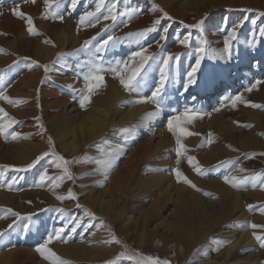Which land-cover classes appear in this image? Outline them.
<instances>
[{
	"label": "rangeland",
	"instance_id": "rangeland-1",
	"mask_svg": "<svg viewBox=\"0 0 264 264\" xmlns=\"http://www.w3.org/2000/svg\"><path fill=\"white\" fill-rule=\"evenodd\" d=\"M98 2L78 0L72 7V0H59V4H53L50 9L44 0H0V38L6 37L8 32L5 27L9 21L20 23L24 33L18 55L13 60L17 63L13 65L11 61L5 66L0 65V80L4 82L5 94L12 100L23 101L14 105L0 100V108L20 122L12 130L22 134L19 139H12L10 134L0 135V159L16 158L18 152L23 151L24 142L30 139L40 140L42 145L35 159L49 151L48 137L51 136L56 153L69 161L74 158L81 161L67 165L74 179L57 181L59 188H52L51 181L39 180L45 168L49 176L63 175L62 170L55 167L52 155L41 159L32 169L23 171H17V168H23L29 162L9 169L2 166L12 163H0V232H4L0 236V253L12 250L9 255L17 256L18 264H52L45 258L47 254L42 255L36 248L50 233L63 228L62 239L53 240L47 247L71 264H135V260L126 257L136 256L137 253L139 256L136 259L159 257L170 264H205L213 260L217 261L216 264H264V248L252 235L253 231L264 234V228L248 227L249 223L264 225V213L260 211L264 206V189L259 187L264 177L257 179L256 187H252L249 181L245 186L235 188L223 180L225 175L264 174V155H260L264 153V107L250 106L264 105V36L260 34L261 28H264V16L260 15L264 12V0H105L102 14H108V8L115 2L117 12L133 10L131 19L119 17L113 23L103 20L98 14L99 23L93 20L94 26L86 22L78 28L80 16L86 11H95ZM17 8L32 17L36 34H30L25 20L13 14L12 10ZM160 9L167 12L168 17H164ZM53 11L62 15L63 20L53 19ZM157 19L160 24L156 31L149 33L145 39L136 42L128 35L150 27ZM241 20L244 23L237 30L231 55L224 53L223 56L209 57L206 52L195 82L185 90L186 74L195 64V50L201 40L207 41V48L223 52L227 31ZM198 21H203L202 30L184 26ZM106 23L109 28L102 32ZM165 27L168 29L166 34ZM59 30H63L67 37L69 35V42L63 48L57 44ZM97 33L100 35L93 41L94 45L109 35L120 38L98 53L104 68L114 66L117 60H127L132 52L140 48L147 49L146 54L155 57V62L150 60L142 71V79L138 78L140 88L133 101L139 95H151L156 88L161 76V57L165 53L180 54V59L171 62L168 80L161 94L160 113L138 127L131 139L123 140L117 134L118 129L139 125L144 114L155 111V104L147 103L130 125L108 126L107 132L99 139L87 144L78 153L70 154L54 142L45 116L66 111V107L67 110L73 108L71 111L79 110V115L85 114L89 108L101 106V95L111 96L114 89L121 86L112 72L104 71L105 85L91 96L90 103L81 108L76 90L83 89L85 81L78 66L93 59V56L87 51L78 53L75 50ZM161 35H166V38L162 40ZM185 36L190 37L187 47L180 43ZM46 40L51 43H46ZM4 45L0 42V49L4 50L0 52V58L11 56ZM46 52H50V59L44 57ZM57 54H60L58 63ZM31 61L50 65L47 75L43 67ZM67 66L74 69L71 71ZM64 71L66 77L61 79ZM34 73L36 78L31 77L33 85L28 88L25 80ZM254 83L256 87L252 88ZM237 95L242 96L244 102L237 101L233 107L231 101ZM62 99L64 103H60ZM30 102L31 109H20ZM128 102L127 97H123L112 103L114 113H118L119 108ZM131 103L134 106L143 104ZM186 109H193L200 115L190 122L181 121L180 126L192 134L181 137L185 151L177 164L176 138L168 131L167 121L170 116H179ZM36 117L40 118L46 130L43 135L39 134ZM21 129L23 132H20ZM117 144H122L124 151L114 168L107 174L96 170L97 166L91 161L97 158L98 150ZM252 153L255 155H249ZM189 156L195 158L194 163L203 170L202 174L189 164ZM224 161L231 163H222ZM237 164L248 172H237ZM177 167L196 188L177 181L173 172ZM160 175H163L160 184L163 190L167 189L164 194L148 185L152 181L147 182V179L156 180ZM197 188L202 191H197ZM69 189L76 194L75 199L67 196ZM205 192L212 195H205ZM57 195L65 199L58 200ZM104 200H112L107 209H101L95 203ZM248 205H253V209L250 210ZM9 209L20 213L21 219L16 220ZM85 210L94 216H86ZM28 214H31L30 218ZM74 220H80V225L74 224ZM151 221L182 226L193 240L189 252L177 251L174 257H169L167 251L171 249L172 242L180 238L171 233L172 236L166 240L167 251L161 250V242L146 235L147 224ZM10 224L13 225L11 228L8 227ZM25 224L30 226L27 231ZM73 228L76 229L74 232ZM245 232L251 235L246 241L240 238ZM110 233L115 234L121 244L106 243L111 240ZM163 236L160 234L156 239L165 240ZM222 241L228 242L219 250H213ZM232 244L234 246L227 252ZM121 252L125 255L117 259Z\"/></svg>",
	"mask_w": 264,
	"mask_h": 264
},
{
	"label": "snow or ice",
	"instance_id": "snow-or-ice-1",
	"mask_svg": "<svg viewBox=\"0 0 264 264\" xmlns=\"http://www.w3.org/2000/svg\"><path fill=\"white\" fill-rule=\"evenodd\" d=\"M35 2V0H33ZM78 0H72V7H75ZM44 3L46 6H48L51 9V6L53 4L58 5L59 0H44ZM105 6V0H99V2L96 5L95 11H86L84 12L80 18L78 23V28L80 25L85 24L86 22L92 26L94 24L92 23L93 20L95 23L100 22V15H102L103 20L108 21L111 20L113 23H115L119 17L127 16L129 19H131L133 15V10L128 9L125 12H117L116 11V3L114 2L109 8H108V14L104 15L102 14V9ZM154 8H158L157 5H154ZM13 14L17 17L23 18L27 25V31L30 34H36V29L34 26V22L31 16H27L23 11L17 9H13ZM160 11L163 13L164 17H168V13L164 12L163 9H160ZM261 16H264V12L260 13ZM47 18V17H45ZM52 18L53 19H59L63 20V16L60 15L58 12L53 11L52 12ZM169 19H171L169 17ZM247 19V17H245ZM244 21L241 20L239 23H237L232 29L227 31V35L224 38V50L223 52L217 53L216 50L210 49L206 47L207 41L201 40L199 47L196 48V59L195 64L191 66V70L187 72L186 76V82L184 84L185 90H187L188 86L193 84L196 80V73L201 65V60L204 58L205 53L207 52L209 57H215L216 55L223 56L224 53H227L229 56L231 55V49H232V43L235 41L237 37V30L243 25ZM255 23V21H253ZM160 24V20H154L152 22V25L150 27H146L144 29L138 30L135 33H129L128 35L133 37L136 42H139L141 39H145L149 33H152L156 31L157 25ZM203 21H198L196 24L193 25H184L187 28H197L202 30ZM109 28V25L106 23L104 24L101 31H105ZM168 31L167 27L164 28V34H166ZM261 36H264V28H261L260 30ZM100 33H97L96 36L91 37L89 40L84 41V43L81 45V47L76 52H89L92 53L93 59H90L88 62H86L83 65H79L80 73L83 76V79L85 81V86L81 90H76V94L79 95V103L81 108H84L87 103H90L91 96L95 94L97 90H99L101 87L105 85L104 76L102 73L104 71H110L112 72L116 78L119 79L120 84L124 87V89L130 93H137L140 88V79H142V71L145 69V66L148 65L149 61L155 62V57L152 55H147V49L140 48L139 51L132 52L131 55L127 60H117L115 62L114 66H110L109 68H104L102 65V61L98 57V53H101L105 51V49L114 42L118 41L119 37H113L111 35L107 36L106 39H102L99 43L93 44V41H96L97 36H99ZM166 35H161V39H165ZM189 36H185L180 43L188 46L189 43ZM46 43H51L50 40H46ZM254 47L255 45H251ZM93 48L95 51L93 52ZM3 49H0V52H3ZM28 59V58H25ZM180 54H171V53H165L161 57V63L159 65L160 67V81L157 84L156 88L151 92V95H139L138 99L135 101H132L133 103H152L156 105V109L153 112L146 113L144 116L141 117V123L139 125L133 124L130 126H121L118 129V135L122 137L123 140L127 141L133 137L138 127L144 126V122L155 118L161 110V94L165 88L166 81L168 80V72L171 66V62L173 60L179 61ZM60 60V54H57V60L56 63H58ZM17 61H13V65H15ZM32 64L43 67L45 71V75L50 70V65H39L36 61H31ZM9 67H12V65H9ZM140 78V79H138ZM256 83H259L257 81ZM256 84H252V88H255ZM4 82L0 80V100L7 101L9 103H12L14 105L22 103L23 101L20 100H12L9 96H7L4 92ZM251 89H249L250 91ZM38 93V90H37ZM38 99V95H37ZM237 101L244 102L242 96L237 95L232 98V106L235 107ZM39 107V105H37ZM251 107H264V105H257V104H250ZM218 110V109H216ZM191 113V115H188V113ZM200 113L193 110V109H186L184 113H181L179 116H170L167 121V128L168 131L171 132L175 138H176V144L177 148L175 149L177 154V164H179V157L181 156L182 152L185 151V146L181 143V137L185 135H191L192 133H189L186 128L181 127V121L190 122L195 117L199 116ZM37 120V126L40 130L41 135L44 134L46 131L44 128V125L40 123V118L36 117ZM20 123L15 118L11 117L4 111L3 108H0V135H8L10 134L12 139H19L21 138L22 134L18 133L13 129L14 125H17ZM250 126V125H245ZM11 130V131H10ZM26 138V137H25ZM211 140H209V143ZM48 145H49V151L41 153L39 156H37L35 159H33L30 163L23 166V168H17V171H23L27 169H32L41 159H43L46 156L52 155L55 157V160L53 163L55 164V167L62 170L63 175L62 176H49L47 169L45 168L43 172H41L39 180L40 182L44 181H51L52 188H59L60 183H57V181H62L64 178H67L69 180L74 179L73 175L71 174L69 168L67 165L73 162H81L78 158H74L73 161L67 160L62 155L56 153L54 151V145L52 142L51 136L48 137ZM124 147L122 144H117L115 147H105L100 148L98 150V156L97 158H94L91 162L94 163L97 166L96 170L102 171L104 174H107L110 170L114 168L116 165L117 159L120 157V155L123 154ZM249 155H255L254 153ZM260 155H264V153H260ZM85 161L87 160V156L85 155ZM195 158L189 156L188 162L190 165L194 167V170L198 174H202L203 170L198 166L197 163H194ZM222 163H231V161H224ZM4 169H9L15 167L14 165H3ZM236 171L239 173H246L248 172L247 169L241 167L239 164L236 165ZM173 172L175 174V177L177 181H183L185 184H188L189 186L196 188V185L192 183L191 180H189L177 167L173 169ZM264 177V174L262 173H254L250 175H225L223 177V180L225 183L230 184L232 187L239 188L242 186H245L249 181H251L252 187L257 186V179ZM11 186L9 185V188ZM259 187L261 189H264V180L259 183ZM197 191H202L201 189H196ZM205 195H212L211 193L205 192ZM67 196L71 197L73 199L76 198V194L72 191V189H69L67 192ZM56 198L58 200L65 199L64 196L57 195ZM253 205H248V208L251 210L253 209ZM8 211L12 212L11 209ZM63 211V210H59ZM261 213H264V206L260 208ZM12 215L16 217V220L21 219V214L18 212H12ZM86 216H94V214L88 212L85 210ZM29 218L31 217V214H28ZM15 220L13 221V224H15ZM74 224L80 225V220H74ZM13 225L10 224L8 227L11 228ZM29 225L25 224L24 228L27 231L29 229ZM248 227L252 229H258V228H264V225H258L255 223H249ZM76 229L73 228L72 231L74 232ZM63 228H58L55 230L54 233H50L46 239H44L43 243L39 244L36 248L37 252H40L42 255L45 253L47 254L45 256L46 259H49L52 261V264H71L68 260H63L60 257H58L50 248L47 246L53 241V240H59L62 239L61 234L63 233ZM111 234V233H110ZM4 235V232H0V236ZM253 237L255 240L259 243L260 247L264 248V234H257L256 231L252 232ZM106 243H116L121 244V241L115 236V234H111V240L105 241ZM228 241H222L221 244L213 249V250H219V247H222L224 243H227ZM125 255L124 252H121L117 259L120 257H123ZM136 256H139L137 253ZM136 256L128 255L126 258L129 260H135V264H170L167 260H162L159 257H141L140 259H136Z\"/></svg>",
	"mask_w": 264,
	"mask_h": 264
},
{
	"label": "bare ground",
	"instance_id": "bare-ground-1",
	"mask_svg": "<svg viewBox=\"0 0 264 264\" xmlns=\"http://www.w3.org/2000/svg\"><path fill=\"white\" fill-rule=\"evenodd\" d=\"M185 10H186V8H185ZM174 11H176V10H174ZM177 12H178V10H177ZM6 25H7V22H6ZM5 28H6L8 33H7L6 37L0 38V42L3 45L5 44V42H7V44H5L4 46H6L10 50L9 55H11V56L6 57V58H0V65L1 66L2 65L5 66V64L13 61L16 58V56L18 55V52L20 50L19 43L22 42L23 34H24L22 31V25L20 23H15V21L14 22L9 21L7 27H5ZM68 37H69V35H68ZM68 37L63 30H59L57 32V35H56L58 46L60 45V47L62 46V48H63L64 45L68 41L67 40ZM70 39H72V38H70ZM61 52H63V51H61ZM44 57L46 59H50V57H51L50 52H46ZM68 68L71 69V71L74 69L71 66H67V69ZM62 72H60V73H62ZM68 72H70V71H68ZM33 76L34 77L36 76L35 73L30 75V77H29L30 79L27 78L25 80V82L28 83V85H26L28 88L33 83V81H31V77H33ZM65 77H66V74L64 71V73L61 74L60 78L64 79ZM35 85L36 84H34V86ZM36 86H38V85H36ZM46 89H48V87ZM24 91H26V90H24ZM33 91H34V89H33ZM26 92H28V91H26ZM27 94H29V92ZM100 97H101V101L99 103L101 106H93V108H89L87 110V112H85V114L79 115L77 112L79 110L71 111L73 108H71L70 110H67V107H66V111L60 112L61 110H59L60 113H58V112L55 114L51 113L49 116L48 115L45 116V120H47L46 122L48 123L47 126H48V128H51V130H52L54 142H56V144L59 145L60 149L64 150L65 152H68L70 154L75 153V152L78 153L79 150H83L87 146V144L91 143L92 141H94L96 139H99L103 135V133L107 130L108 126L109 127L111 125L114 126V124L115 125L116 124H127V125L129 124L130 125L132 122H134V120L137 117H139V115L144 110V108L147 104V103H143L139 106L132 105L131 101H133V99L136 97V94L126 91L122 85L120 87L118 86V88H115L114 93L111 96L101 95ZM123 97H127L129 102L126 105L120 107L118 110L119 111L118 113L117 112L114 113L115 111L113 109L112 103L117 102L118 100L119 101L122 100ZM31 100H32V98H31ZM31 102H33V101H31ZM31 102L28 103V105H26V106H22L23 108H20V109H24V108L25 109L26 108L31 109L32 108ZM60 103H64V100L62 99L60 101ZM22 105H24V104H22ZM34 105H35V103H34ZM72 106H74V105H72ZM76 106L77 105H75V107ZM115 110H117V109H115ZM22 112L19 113V114H21V116L23 114ZM21 131L23 132L22 129L20 130V132ZM27 132H28V130H27ZM56 147H57V145H56ZM41 149H42V145L40 143V140H31V139H30V141L27 140L24 142L23 151L18 152L17 157L15 156L16 158L8 157L7 159H5L6 161L4 159H0V163H2V161H4V162L12 163L13 165H16V167H18V166L20 167L21 165L23 166L27 162L30 163V161L38 153H40ZM162 157H163V153L160 154L159 158L161 159ZM163 175H160L156 180H153V178L147 179V182L149 180L152 181L148 185L150 187L153 186L154 188H156V190L160 191V193L162 191V193L164 194V192L167 189L163 190L162 184H160V180L163 179ZM110 202H112V200L98 201L95 203L99 206V208L107 209V208H109V205H111V204H109ZM171 233L178 235V237L180 239L177 242H172L173 244H171V246L169 245L171 249H169L167 251V248H168V242L167 241H168V238H170V236H172ZM160 234L164 235L163 237H165V240L164 239L162 240L161 238L156 239V237L160 236ZM146 235H147V237L151 238L152 240H157V242H161V245H160L161 250H163V251L166 250L169 257H174L176 255L175 252H177V251H179V252L182 251L184 253H188L190 250V247L193 245L192 244L193 243L192 237L189 235V233L186 230L183 229L182 226L176 227L175 225L173 226L167 222L162 224L161 222L153 223L151 221L149 224H147ZM240 238H242L244 241H246V240L251 238V235L248 234V232H245V233L240 235ZM253 241H254V239H253ZM232 246H234V244L228 246L227 252ZM11 251L12 250H5V251H2L0 253V264H18L17 263L18 260L16 258L17 256L11 257V255H9V254H11L10 253ZM12 255H13V253H12ZM216 263H217V261L213 260V261L207 262L205 264H216Z\"/></svg>",
	"mask_w": 264,
	"mask_h": 264
}]
</instances>
